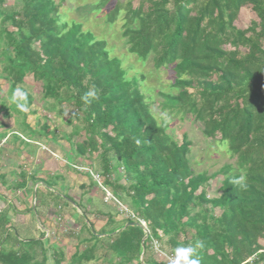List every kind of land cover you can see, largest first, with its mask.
Listing matches in <instances>:
<instances>
[{
    "label": "trees",
    "instance_id": "trees-1",
    "mask_svg": "<svg viewBox=\"0 0 264 264\" xmlns=\"http://www.w3.org/2000/svg\"><path fill=\"white\" fill-rule=\"evenodd\" d=\"M8 1L0 0V118L16 119L17 131L10 136L25 149L40 131L57 140L46 123L30 128L18 107L32 105L21 86L39 84L47 113L55 111L71 127L63 135L70 144L68 162L98 159L101 186L110 187L118 202H125L124 194L134 216L117 222L110 213H98L106 223L95 231L86 210L73 200L72 206L49 184L58 201L81 211L89 234L74 247L68 264H161L147 253L153 243L165 246L172 259L177 248L199 243L201 264L248 259L264 264V0L97 1V12L109 7L106 24L121 18V37L135 67L150 62L155 70L173 74L175 93L159 94L158 118L142 92L144 75L124 68L106 42L80 23L66 21L59 11L64 0H13L18 9H7ZM243 9L255 16L245 27L236 24ZM18 87L26 101L13 98ZM92 90L97 98L86 103L82 97ZM164 116L200 125L202 136L234 159L219 169L220 185L212 196L209 177L192 168L187 134L180 141L173 138ZM23 133L25 142L18 137ZM6 137L0 133V143ZM88 176L89 186H96ZM241 176L245 189L234 183ZM138 220L148 231L143 248L145 230ZM99 248L109 253L98 256ZM53 255L61 264L63 254ZM27 259L0 251V264H31ZM45 262L43 256L40 264Z\"/></svg>",
    "mask_w": 264,
    "mask_h": 264
},
{
    "label": "rangeland",
    "instance_id": "rangeland-1",
    "mask_svg": "<svg viewBox=\"0 0 264 264\" xmlns=\"http://www.w3.org/2000/svg\"><path fill=\"white\" fill-rule=\"evenodd\" d=\"M54 1L56 3L60 2V0ZM97 1L99 0H64L59 11L63 15H66V21L72 20L80 23L83 31L92 33L98 40H104L110 56L122 60L124 68L134 67V71H139L144 75L142 92L146 101L151 106L153 115L158 118L162 115L159 105L161 101L159 94L175 93L171 88L174 79L173 74L170 71L162 69L155 70L150 62L135 67V58L134 56L127 55V47L121 37L123 23L121 18L113 25L106 24L104 15L109 7L104 11L97 12L93 7ZM18 7L13 0H9L6 4L7 9H18ZM254 19L255 16L253 13L247 9H243L239 14L236 24L245 27ZM134 71L129 72V75H132ZM18 88H22L23 91L32 97V105L25 112L27 114L25 118L26 124L30 128L36 129L38 125L46 123L49 127V132H54L57 140H52L50 136L46 137L40 131L32 138V142L28 144L30 146L25 149L19 146V142H14L15 139L10 136L11 132L17 131V128L13 125V121L16 119L12 116L4 120L0 118V122L3 121L4 123L2 124L5 125L3 129L0 127V133L7 134V137L0 143V158L8 157L6 159H10V161L1 159L0 167L3 168V171H11L13 173L12 179L15 181V185L17 183L19 185L24 179L22 177H25L24 184L28 182L32 183L30 186L31 191L28 192L31 201L37 202L41 197L45 198V194H49L52 197L51 199L57 201L56 196L50 194L51 191H49L48 185L51 184L53 186L52 190L57 191H54V193H58L64 198H66L65 196L69 197L78 203L83 210H86L85 217L93 224L95 231H100L106 223V220L99 216L98 213H110L114 216V221L117 222L125 219H133L134 216L130 212L131 207L124 194L122 197H124L125 202L119 201L118 204L112 201V199L106 202V199H108L107 193L113 194L110 187H105L103 190L98 183L96 186H89L90 183H93L88 176L90 173L98 177L100 184L103 183L98 159H77L72 164L68 162L67 155L70 153V144L64 140L63 135H69L71 133V127L67 126L65 120L60 119L55 111L47 113L45 110V101L40 94L39 84L32 85L27 83L21 86V88ZM6 89L7 86L4 85L3 90L5 91ZM66 112L69 114V110H66ZM162 121L168 126L167 133L176 140L180 141L182 135L184 133L187 134L188 139L192 143L190 157L192 168L196 173H205L209 177L210 181L207 184V194L208 196H212L220 185L221 177L218 175L219 169L224 165H232L234 159L231 158L224 147H220L206 140L202 136L200 125L188 120L182 121L177 118L165 116L162 118ZM27 136L24 133L18 134L19 139L23 142L27 141ZM9 144L11 145L8 146ZM42 180L43 185L40 186L38 184L40 187H36L38 181ZM54 187L60 189L59 191L61 192ZM14 188L12 187L15 191ZM45 201L48 206L52 203L48 199ZM59 204L60 210H57V213L53 212V210L49 212L50 217L55 222L54 228L50 230L47 242L44 244L43 252L41 253L40 248L33 247V254L31 256L35 264H40L43 256L46 258L45 264H55V261L59 257L53 254L57 252L63 254L61 264H68V260L74 253V247L78 242L89 238L88 231L82 226L79 218L81 211L74 207H68L66 205L68 203L64 201L59 202ZM49 208H52L51 205ZM33 215V221L28 222L25 219L26 223H29L31 226L33 225L37 230V234H43L45 231L42 227L41 215L39 212H35ZM112 227L114 226L109 225L108 229ZM27 233V230L24 233L22 232L21 236H19L21 241L24 240L23 238H28L25 235ZM9 237L16 236L13 232V234H9ZM23 242L18 243L22 246L25 245ZM3 253H5V249H3ZM108 253V250L103 248H99L97 251L98 256L103 254L107 255ZM147 253L154 261H158L161 264H171L170 253L166 251L165 246L163 247L158 243H153L152 248ZM88 264H95V262Z\"/></svg>",
    "mask_w": 264,
    "mask_h": 264
},
{
    "label": "crops",
    "instance_id": "crops-1",
    "mask_svg": "<svg viewBox=\"0 0 264 264\" xmlns=\"http://www.w3.org/2000/svg\"><path fill=\"white\" fill-rule=\"evenodd\" d=\"M10 145L11 144L8 146ZM6 158H0V163L2 162L1 159L10 161V159ZM12 177L13 173L11 171H3V168L0 167V251L3 252V249H5V252H18L19 256L22 255L23 258H28L27 260L31 261V264H35L31 256L33 247H38L41 251L43 250L44 244L47 242L50 230L54 228L55 222V220L50 217L49 212L53 210V212L57 213V210H60L59 202L61 201L51 199L52 197H50L49 194H45L46 197H41L37 202L31 201L28 192L31 191L30 186L32 183L28 182L24 185H18L17 183L15 185V181ZM42 183L43 180L38 181L36 187H40L43 185ZM12 187H15V191ZM54 188L58 191L60 190L57 187ZM46 199L52 202L50 204L52 208H49L50 205L48 206L46 204ZM31 206L33 207L31 208ZM35 212H39L41 215L42 227L45 231L43 234H37L36 228L26 223V220H28V222L33 221V214ZM25 230L28 232L25 234L28 238H23L24 240L21 241L19 236H21L22 232L24 233ZM13 232L16 237L10 238L9 234H13ZM17 241L20 243L24 241L23 243H25V245L21 246ZM32 243L36 244L32 245ZM27 254H29V256Z\"/></svg>",
    "mask_w": 264,
    "mask_h": 264
},
{
    "label": "clouds",
    "instance_id": "clouds-1",
    "mask_svg": "<svg viewBox=\"0 0 264 264\" xmlns=\"http://www.w3.org/2000/svg\"><path fill=\"white\" fill-rule=\"evenodd\" d=\"M20 97L23 98L25 101L27 99V94L24 93L21 89H16L13 93V98ZM90 98L95 99L97 98V91L92 90L85 94L82 99L86 103L90 102ZM18 107L21 111L27 112L28 108L26 104H18ZM139 143V141H137ZM245 177L241 176L239 179H236L234 183L239 185L242 189H245L247 186L244 183ZM202 247L201 244L197 243L195 247L188 246V247H179L175 250V256L171 259V264H201L200 258L196 255V248Z\"/></svg>",
    "mask_w": 264,
    "mask_h": 264
},
{
    "label": "built area",
    "instance_id": "built-area-1",
    "mask_svg": "<svg viewBox=\"0 0 264 264\" xmlns=\"http://www.w3.org/2000/svg\"><path fill=\"white\" fill-rule=\"evenodd\" d=\"M90 175H91V177L98 183V185L104 190V187L103 186H101V184L98 182V177H95L94 175H92L91 173H90ZM107 196H108V199H106L107 201L106 202H109V200H111L112 199V201H114V202H116V203H118L119 204V202L112 196V194H109V193H107ZM0 214H1V211H0ZM138 222H140L142 225H145V223L143 222V221H140V220H138ZM145 228H146V226H145ZM172 258H170V260H171ZM252 263V259H248L247 261H245L243 264H251Z\"/></svg>",
    "mask_w": 264,
    "mask_h": 264
},
{
    "label": "water",
    "instance_id": "water-1",
    "mask_svg": "<svg viewBox=\"0 0 264 264\" xmlns=\"http://www.w3.org/2000/svg\"><path fill=\"white\" fill-rule=\"evenodd\" d=\"M62 198H64V197H62ZM64 199H65L67 202H69L72 206H75V203H74L72 200H70V199H68V198H64ZM136 225H137L138 227L142 228L143 230H145V225H142L140 222H137ZM147 235H148V231L145 230V236H144V238H143V240H142V242H141V246H142V248H143V241H144V239L147 237ZM143 253H144V251L142 250V254H141V256H140V261H141V263H142V260H143ZM263 262H264V259H263Z\"/></svg>",
    "mask_w": 264,
    "mask_h": 264
}]
</instances>
